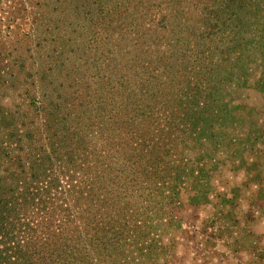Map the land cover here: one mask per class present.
<instances>
[{
  "label": "rangeland",
  "instance_id": "1",
  "mask_svg": "<svg viewBox=\"0 0 264 264\" xmlns=\"http://www.w3.org/2000/svg\"><path fill=\"white\" fill-rule=\"evenodd\" d=\"M106 1L101 12L97 0H0V206L21 198L24 191L36 203L17 217L20 230L9 228L0 212V249L28 238L23 223L37 224L42 212L36 213V207L43 201L46 211L53 210L52 219L61 223L63 206L52 192L53 183L58 189L67 187L71 175L72 183L92 187L97 178V67L118 68L135 53L130 40L165 43L170 37L162 36L160 29L151 32L154 21L134 19L123 9L124 17L118 20L119 10ZM210 11L202 20L207 23L204 29L194 27L193 18L186 20L182 7L174 18L188 30L194 27L186 40V56L191 57L195 43L212 39L216 45L211 51L197 46L192 57L199 75L211 70L214 58L224 51V66L209 71L210 81L203 85L236 108L230 110L232 122L227 118L213 139L182 150L198 181L180 186L169 204L160 192L150 197L144 183L142 195L131 197L123 177L110 187L114 192L108 202L106 188L98 206L92 205L97 197L90 206L72 198L76 224L92 223L93 218L100 232L84 233L66 225L61 238L67 245L64 264H264V166H256L264 139L258 129L264 126V88L258 82L264 63L259 39H245L253 37L256 24L251 21L257 16L251 5L242 9L236 2L222 12ZM234 13L246 17L239 28L230 22ZM173 25L171 37H182L185 29ZM116 185L127 197H115ZM162 187L166 193L168 187ZM202 192V197H193ZM107 203L110 236L116 238L108 247L103 234ZM125 218L131 232L123 226ZM137 220L143 226L133 229Z\"/></svg>",
  "mask_w": 264,
  "mask_h": 264
},
{
  "label": "trees",
  "instance_id": "2",
  "mask_svg": "<svg viewBox=\"0 0 264 264\" xmlns=\"http://www.w3.org/2000/svg\"><path fill=\"white\" fill-rule=\"evenodd\" d=\"M97 1L102 12L106 6L103 5L107 4V1ZM254 1L255 3H252ZM256 1H259V4ZM109 2L110 5H115L113 10H119L118 20L124 17L123 10H125L128 16H134V19L154 21L155 25H151L150 31L160 29L163 32L162 36L168 34L170 37L166 38L165 43H139L137 39H134L133 43L130 40L128 46L134 48L135 53L126 57L118 68L110 69L107 66L102 71L97 67V178L95 179L97 186L95 180L90 182L92 187L72 183L71 175L67 187L58 189L53 183L52 192L63 206L59 211L62 213L61 223L52 219L53 210L46 211L44 201L39 203V207H36V213L42 212L39 221L37 224L29 221L23 223L28 238L19 246L0 249V264H64L68 258L67 245L61 238L64 237L62 234L66 225H70L69 229H80L84 233L100 232L93 218H90L92 223L88 224V220H84L80 225L76 224L79 218L71 212L75 207L73 204L69 205L70 200L73 198L78 204L84 199L86 202L82 201V204L89 202L88 206H90L97 197V204L95 202L92 205L98 206L99 196L106 188L109 190L108 199L105 198L104 201L108 202L113 199L114 191L111 192L110 187L115 186V179L119 180L123 177L122 179L128 182L131 197L137 196V193L138 196L142 195L139 190L144 183L145 186L150 187L151 193L148 195L160 196V192L165 204L176 200L180 186L190 187L186 182L195 184L198 181L197 175L192 174L193 168L187 165L188 158L183 156L182 150H188L196 144L201 145V142L213 139L216 132L226 124L227 118L232 122L234 114L232 115L230 110L236 109L230 106L227 100L213 97V93L206 90L203 85V81H210V75H207L209 71L224 66V51H220L214 58L215 65L210 68L211 70L205 69L207 71L201 75L196 69L197 64L194 63L192 56L199 51L197 46L201 45L210 51L211 47L216 48L214 41L211 39L209 42L195 43L192 54L189 55L191 57L184 53L185 46L189 43L186 40L191 38L194 27L198 25L199 29H204L202 26L207 24L202 20L204 17L209 18L210 8L222 12L233 2L242 9L248 4L251 5L257 16V19L251 22H255L253 24H256V27L254 31L252 30L253 37L249 36L245 39H259V52L263 55L261 62L264 63V0L252 2L249 0H111ZM180 7L186 11V20L193 18L192 21L189 20L190 23L194 22L193 29L189 25L188 30L186 23L178 24L174 21L176 11ZM236 11L240 13L239 10ZM148 15L155 16L156 19ZM230 18H232L230 22L237 28L242 22L244 24L246 22L243 20L246 19L245 15L234 13ZM214 21L218 23L216 19ZM173 23L185 29L184 33L181 32L182 37L177 38L183 39V43H178L177 39L171 37L172 32L176 30ZM154 26H157L156 29L152 28ZM224 50L227 52L228 47ZM239 59L240 57H236L234 60L238 63ZM232 67L234 66L229 65L228 69ZM262 72L258 82L264 88V71ZM258 129L259 133L264 134L263 125H259ZM261 143L263 151L259 161L256 162L258 167L264 166V139ZM167 155L174 159H167ZM199 172L205 171L200 169ZM203 176L208 178L207 172ZM162 186L168 187L166 193ZM145 189L148 191L147 186ZM204 193H196L193 197H202ZM259 195L262 196V189L259 190ZM125 196L127 197L122 191L119 192V186L116 185L115 197ZM188 200L191 202L192 199L188 198ZM35 204V200L24 191L21 198H14V201H8L3 207L0 206V212L7 217L9 228L20 230L15 223L17 217L32 209ZM107 204L108 217L104 224L106 231L103 233L107 235L104 240L106 247L112 246L113 240L116 239L110 236L112 214L111 207L109 203ZM93 213L92 217L96 214L94 211ZM144 214L147 212L144 211ZM134 217L135 214L131 220H135ZM140 222L137 220L133 229H140L143 226L139 225ZM127 223L125 218L123 226L127 228V232H131L132 224L127 225ZM109 250L111 247L106 252Z\"/></svg>",
  "mask_w": 264,
  "mask_h": 264
}]
</instances>
